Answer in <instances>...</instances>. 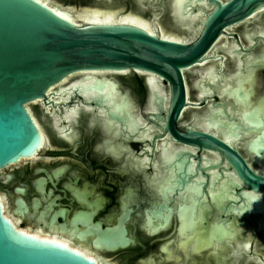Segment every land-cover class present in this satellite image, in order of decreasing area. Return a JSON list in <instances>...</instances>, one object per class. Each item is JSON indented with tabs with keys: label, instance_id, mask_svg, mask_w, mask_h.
<instances>
[{
	"label": "flooded vegetation",
	"instance_id": "obj_1",
	"mask_svg": "<svg viewBox=\"0 0 264 264\" xmlns=\"http://www.w3.org/2000/svg\"><path fill=\"white\" fill-rule=\"evenodd\" d=\"M173 1L163 0L165 8L161 6L162 0H142L144 8L137 5L138 0H115V6L131 8L133 4L141 10H152L148 20L152 22L156 17L159 26L162 15L166 14L181 29L172 15ZM94 3L95 0H86L84 6L97 9L92 6ZM199 22L198 19L193 26L182 28L185 32L182 39L190 42L191 35L200 27ZM261 32H264V13L227 29L205 62L184 72L186 104L190 105L182 108L174 124L179 133L186 134L188 128H194L215 136L256 170H262L260 161L264 160L257 157L252 141L264 128H252L245 115L252 109L255 113L264 110V36ZM250 35L252 42L248 39ZM238 61L241 68L237 66ZM209 69L215 72V84L204 80ZM86 77L101 79L103 87L107 85L115 92L114 101L131 104L130 114L116 111L115 102L105 98L101 89L90 88L94 82ZM150 77L157 80L166 95L163 104L157 103L158 98H152ZM200 82L205 83L203 97L197 87ZM70 85L71 96L70 91L62 97L57 95L60 89H68ZM87 86L91 93L84 96L80 89ZM53 93L50 101L29 107L44 137L40 151L35 157L23 159L0 172L4 213L18 229L68 244L98 263L254 264V260L255 264H264V232L255 230L254 238L249 226L232 242L235 251H242L239 256L232 255L230 242H224L225 250H220V255L213 254V244H220L214 235L209 246L193 250L195 242L188 240L191 234L183 222L190 200L196 203L204 200L205 195L197 193L196 199L193 187L188 186L206 180L196 172L200 163L201 167L212 166L207 172L206 192L208 196L216 193L221 184L217 166L222 157L218 152L200 151L178 142L169 132L154 126L163 125L157 122V114L168 116L170 86L166 82L137 71L85 72L71 76L54 88ZM159 105L163 113L159 112ZM210 113L215 119L209 118ZM206 119L213 121L210 131L201 126ZM129 120L135 125L132 130L127 127ZM228 136L230 142L226 140ZM184 152L190 153L191 161H187L185 170L191 183L175 189V181L171 182L181 172L175 157ZM165 153L170 155L166 162L162 160ZM222 162L226 164L225 160ZM208 200L215 218L219 215L216 204ZM204 205L209 208L208 204ZM120 229L125 232L123 242ZM103 231L108 232L103 234ZM256 243L260 247L255 248Z\"/></svg>",
	"mask_w": 264,
	"mask_h": 264
},
{
	"label": "water",
	"instance_id": "obj_2",
	"mask_svg": "<svg viewBox=\"0 0 264 264\" xmlns=\"http://www.w3.org/2000/svg\"><path fill=\"white\" fill-rule=\"evenodd\" d=\"M95 1L92 6L97 10L103 11L108 6L115 8V0ZM194 1H204L208 10H201L200 27L191 35V41L182 39L179 42L130 24H75L37 0H0V172L23 159L35 157L40 151L43 134L29 107L40 101H50L53 89L71 76L96 71L147 73L170 86L168 116L164 118L157 114V122H163V125L154 126L169 132L178 142L197 147L200 151L218 152L226 161L223 164L221 160L217 166L221 184L212 196L206 192L209 185L207 172L212 166L201 167L198 163L196 172H200L206 180L202 184L188 186L193 187L196 199L197 193L205 195L201 196L205 197L204 200H196V203L190 200L183 222L191 234L188 240L195 242L193 250L209 246L213 235L221 241V227L224 237L233 238V232L226 230V224L231 219L234 221L232 215L235 212L245 215L254 238L255 230L264 232V168H251L235 149L209 133L188 128V132L183 134L174 127L182 108L190 105L186 104L184 72L203 63L227 29L264 13V0ZM141 2L138 0L137 5L144 8ZM161 6L165 8L163 0ZM198 6V3L190 5L188 10L196 14ZM153 20L158 19L153 17ZM178 26L184 27L183 30L186 28ZM260 67L263 68V65ZM92 80L94 83L90 88L95 90L97 86H104L101 79ZM157 103L163 104L160 100ZM159 112H164L162 105H159ZM254 113L255 109L248 112L245 120L252 128H264V110ZM252 142L257 157L264 160V129ZM189 156L190 153L184 152L175 157L181 166V172L178 171L171 182L175 181V189L191 183L185 170L187 161H191ZM196 158L200 161L199 156ZM251 193H255L258 199L243 207ZM207 196L216 204L220 216L213 218L215 211ZM204 204H208L209 208ZM107 232L103 231V234ZM124 233L120 229L122 242L126 240ZM229 247L232 255L239 252L232 245ZM0 264L98 263L63 243L18 229L5 215L0 200Z\"/></svg>",
	"mask_w": 264,
	"mask_h": 264
},
{
	"label": "bare ground",
	"instance_id": "obj_3",
	"mask_svg": "<svg viewBox=\"0 0 264 264\" xmlns=\"http://www.w3.org/2000/svg\"><path fill=\"white\" fill-rule=\"evenodd\" d=\"M37 1H39V2L43 3L44 5L48 6L54 12H56L60 16L70 20L71 22H73L75 24H80V22L89 23V24H115V23L130 24V25H134V26L143 28L144 30H146V31H148V32H150L152 34H156L157 33L162 38H165V39H170V40L179 41V42L182 40V38L177 37L174 34L166 33V31L161 26L157 25V21L156 20H153L152 22H150V21L145 20L141 16H138V15H135V14L128 13V14H125V15H120V13L117 12V11H100V10H97V9H95V10H86V11H81V12H77V13H71L70 11H67L65 9H61L57 5L52 4V0H37ZM196 3L199 4V6L197 7L198 11H197L196 14H192L191 11L188 10L189 6L190 5H195ZM206 6L207 5H206V3L204 1L195 2L194 0H174L173 3H172V11H173L172 15L174 17L175 23L180 24L182 26H192L199 19L200 14H201V10L205 9ZM261 35L264 36V32H261ZM248 39H249L250 42H252V36L251 35L248 36ZM232 52L233 51H229V53L231 55H233ZM237 66L239 68L242 67V65H241V63L239 61H238V65ZM96 72H99V71H96ZM215 77L216 76H215L214 70L213 69H209L205 73L204 80L205 81H208V80L212 81V84H215V81H216ZM91 79H92V77L90 78V80ZM149 85H150V88L152 90V98H156V100L158 98L162 103H164L165 102V95H164V92L157 85V80L155 78H153V77H150ZM204 85H205L204 82H200V83L197 84V87L199 89L200 97H203L206 94V91L203 89ZM97 88L101 89V90H99V89H97V90L102 92L103 96L105 98H108V99L110 98V101H112V102L115 100V98H114L115 97V94H114L115 92L112 91V90H109L107 85L105 87H103V88H100V87L97 86ZM70 90H71V87H69V89H60L57 95L62 97L64 92H67V91H70ZM80 90H82L81 93L84 96H89L90 93H91L90 92L91 89H89L88 86L87 87H83ZM114 102L115 103H114L113 106L115 107L116 111H118L120 113H123V114H130L131 104L127 103L126 105H122L119 102H116V101H114ZM153 103H154V101H153ZM115 104H117V105H115ZM154 105L155 104H153L152 108L154 107ZM68 116L69 117L71 116V111L68 112ZM209 118L210 119H215V117L212 115V113L209 114ZM208 121L209 120H207V119L205 121H203L201 126H202L203 129H207V131H210L212 129V125H213L212 122L213 121L211 120V121H209V123H208ZM196 124H198V123H196ZM127 127H128V129L132 130V129L135 128V125H133L132 122L129 120L128 124H127ZM139 138H141V135H140ZM226 140L230 142L231 141L230 136L226 137ZM43 142H44V137H43ZM169 156L170 155L166 154V153L162 154V160L166 162L169 159ZM260 165H261L262 170H263L264 162L260 161ZM0 200H1L2 205H3V201H2L1 197H0ZM185 200L187 201V198H185ZM3 209H4V205H3ZM244 216L245 215L243 213H241V212L240 213L239 212L238 213L235 212L234 215H232V217L234 218V221L233 222L231 221L228 224H226V230H229L230 232H233V236H232L233 238H231V237H229V238L228 237H223L222 240L220 241V244L214 243L213 246L215 248H214L213 254L220 255V250L221 251L225 250L224 249V245H223L224 242H228V243L230 242L231 245H232V242L237 240V238L240 235V233L245 232L247 230V225L248 224L246 223V221L244 219ZM24 232L28 233L27 231H24ZM43 238H46V237H43ZM55 241H56V239H55ZM58 242H60V241H58ZM60 243H62V242H60ZM237 244L240 245L238 242H237ZM65 246L71 248V246H69L68 244H65ZM248 248L249 247L246 246V250H248ZM85 253H87V252H85ZM241 253H242V251L240 250V252H238L234 256H239ZM89 255L93 256L92 254H89ZM85 256H87V255H85ZM99 263L100 264H107V263H102V262H99Z\"/></svg>",
	"mask_w": 264,
	"mask_h": 264
},
{
	"label": "rangeland",
	"instance_id": "obj_4",
	"mask_svg": "<svg viewBox=\"0 0 264 264\" xmlns=\"http://www.w3.org/2000/svg\"><path fill=\"white\" fill-rule=\"evenodd\" d=\"M84 2H86V0H74V1L73 0H52V4L57 5L61 9H65L67 11H70L71 13H77V12H81V11L91 10L90 8H85ZM150 2H152V1H150ZM115 7L116 8H114L113 6L112 7L108 6L106 8H103V11H105V10L106 11H117L120 13V15H125L127 13L135 14V15L141 16L142 18H144L147 21H150V20H148L147 15L149 13H153L152 10H148V9L141 10L139 7H137L136 5H133V4H132L131 8L129 6H127L126 8L123 6L122 7L119 6V8H117L118 6H115ZM131 11H133V12H131ZM80 23H83V22H80ZM160 26L164 30H166V33L175 34V33L181 32L182 35L181 36L177 35V37H180V38L184 37L183 33H185V32L182 31V28H184V27H181V29H180L179 27L173 25L171 23V20L166 16V14L162 15ZM220 232H222L220 234L221 237H224L225 235H224V230L222 227L220 229ZM254 247L256 248V247H260V246H258V243H256V244H254Z\"/></svg>",
	"mask_w": 264,
	"mask_h": 264
},
{
	"label": "snow or ice",
	"instance_id": "obj_5",
	"mask_svg": "<svg viewBox=\"0 0 264 264\" xmlns=\"http://www.w3.org/2000/svg\"><path fill=\"white\" fill-rule=\"evenodd\" d=\"M262 11H264V10H262ZM251 72H252V70L250 69L249 70V76H251ZM256 199H258V197L256 196L255 193L249 194L248 200L246 201V203H245V205L243 207H247L248 204H250L253 200H256Z\"/></svg>",
	"mask_w": 264,
	"mask_h": 264
}]
</instances>
